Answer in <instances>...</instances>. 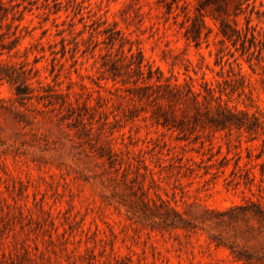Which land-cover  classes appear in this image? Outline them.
Segmentation results:
<instances>
[{"label": "rangeland", "instance_id": "obj_1", "mask_svg": "<svg viewBox=\"0 0 264 264\" xmlns=\"http://www.w3.org/2000/svg\"><path fill=\"white\" fill-rule=\"evenodd\" d=\"M248 3L237 27L252 11L264 35ZM224 19L223 0H0V264H264V36L242 56ZM157 76L212 81L260 127L192 122Z\"/></svg>", "mask_w": 264, "mask_h": 264}, {"label": "trees", "instance_id": "obj_2", "mask_svg": "<svg viewBox=\"0 0 264 264\" xmlns=\"http://www.w3.org/2000/svg\"><path fill=\"white\" fill-rule=\"evenodd\" d=\"M227 5L233 8V16L232 23L229 20H223L220 22V34L223 37L224 42L230 43L233 47L237 48L240 45V49L242 51V56L254 55L255 53H259L260 56V44L262 43V39L260 36V28L257 25L252 24V15L253 12L249 11L248 16H246V27L245 29H239L237 27L236 18L241 13H246L244 10L250 8L249 0H223ZM228 16L230 14L227 12ZM201 22H203L204 15L200 13ZM264 36V35H262ZM201 37V31L196 30L195 35H193V40L199 45ZM264 45V44H263ZM132 56V55H131ZM224 57L219 58V64H221ZM258 58V57H257ZM236 61V60H234ZM231 67V71H234L232 64L228 63ZM136 70L142 72L144 67V60L142 54L140 52L137 54V61L134 63ZM131 65V63H130ZM149 80H153L154 71L152 68L147 72ZM192 81V79H190ZM155 81L157 84L155 86L162 90L161 97L168 100L170 103L181 102L185 105V109L183 110L184 115L188 114L187 109L192 108L194 110V115L191 117L192 122H199L201 120V116H205L207 120L210 122L209 124L212 127L217 128V130H224L230 128L236 129H247L253 130L260 127V116L256 114L249 115L248 113L241 112L235 113L228 107H225L221 103V97L217 96V91L214 88V83L212 81L205 80L203 82V91L196 90L195 87L191 85V83L186 82L185 86H182L177 83H161V77H155ZM205 92V94L203 93ZM221 91H219L220 93ZM19 94V93H18ZM221 94V93H220ZM212 102H215L212 104ZM204 107V111L201 110V107ZM164 118V126L169 125L172 120L177 121L173 116L168 117L167 115H163ZM179 126H187L189 123L180 120L178 121ZM196 124V123H195Z\"/></svg>", "mask_w": 264, "mask_h": 264}]
</instances>
